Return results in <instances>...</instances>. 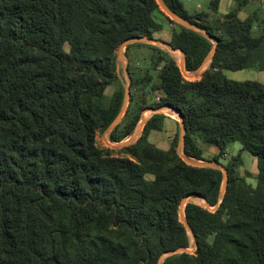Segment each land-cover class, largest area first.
<instances>
[{"label":"trees","instance_id":"obj_1","mask_svg":"<svg viewBox=\"0 0 264 264\" xmlns=\"http://www.w3.org/2000/svg\"><path fill=\"white\" fill-rule=\"evenodd\" d=\"M162 1L217 39L214 45L167 17L174 25L169 44L184 53L186 71L197 70L214 46L215 52L199 79L186 80L168 51L126 45V56L142 46L151 54L143 72L128 63L141 107L121 125L127 109L109 138L130 136L145 108L177 110L185 157L204 160L201 142L217 148V161L230 141L240 143L224 165V195L220 168L184 162L177 135L166 150L148 141L161 130L162 113L121 148L126 156L95 144L96 131L108 128L124 101L122 86L108 103L104 97L119 82L116 50L162 29L156 0H0V264H158L162 254L193 246L179 218L191 193L208 204L184 205L196 249L161 264H264V84L223 73L264 70V8L240 19L237 11L251 0H236L235 10L209 20L207 12L189 14L180 0ZM218 4L210 0V10ZM152 92L159 100L148 105ZM241 151L256 159L255 186L237 170Z\"/></svg>","mask_w":264,"mask_h":264},{"label":"rangeland","instance_id":"obj_2","mask_svg":"<svg viewBox=\"0 0 264 264\" xmlns=\"http://www.w3.org/2000/svg\"><path fill=\"white\" fill-rule=\"evenodd\" d=\"M181 1L184 3L185 8L189 12L195 11L197 4H199L201 6V10H205L209 5V0H181ZM262 4H264V1H262ZM259 6H260L259 3L251 1V2H249V4H247L245 7H243L240 10L238 15L240 17L247 16L248 14L253 12ZM159 7H160L161 12L165 16H167L163 5L159 4ZM235 9H236V5L232 10H235ZM228 11H230V10H228ZM228 11H226L223 7H221V9H219V14H224ZM242 14H244V15H242ZM259 33H260L259 29L253 30V35L257 36V35H259ZM159 46L162 47L163 49H166V47L164 45H159ZM64 49L66 51H68V49H69L68 44H64ZM124 51H125V48L120 49V46L116 50L117 74H118L119 82H113L112 84H110L106 88L105 96H104L105 97V103H108L110 101L113 93L115 92V90L119 89L122 86V88L124 90V94H125L126 88L129 87V91L127 93L126 98H124L123 105H122V106L126 105L125 112L128 109V114H127V117H124V115H125V112H124V114L120 118V121L118 122V124L122 121V119L124 117L123 121L120 123L121 125H123L124 123L125 124L128 123L130 121L131 116L134 113H136L137 110L141 107L140 96L142 94L138 87H133L132 90H130V84L128 83V81L125 77L126 74L124 71L125 64L127 61H126L125 57L121 56L124 54ZM130 51H131V54L133 55L132 59H134L136 62L135 64L133 63L134 65H132V66L141 69V72H143L145 69H147L148 62H149L148 50L147 49L139 50V49L135 48V49H131ZM170 53L174 54L172 52H170ZM180 57H181V54H180ZM180 61H181V58L178 59V57H177V63L179 66H180ZM207 67H208V64L203 70H201L198 74H195V75H194V72H190L189 73L190 76H189L188 80L199 79L200 74ZM224 74L228 79H232V80H236V81L257 80L260 82H264V75L258 69L247 68V69H242V70H237V71L225 70ZM130 96L133 97L132 102H130V100H129ZM158 100L159 99H158L157 93L152 92V93L148 94V96H147V104L148 105L156 104L158 102ZM150 108H153V107H148V108H145L144 110L141 111L140 119H139L138 123L136 124V127H135L133 133L120 142H112L110 140L109 134L112 130L109 132L108 128L98 129L96 131V134H95L96 146H98L100 148L113 149L114 151L112 152V154L115 156H126L127 154L124 153L121 150V148L129 141L135 142L139 138V136L142 134V130H143V126H144L145 122L155 113L154 111L150 110ZM156 109H160L157 113L164 114L165 116L170 118V120H166L163 123L161 130L151 131L148 135V141L151 142L152 144H154L159 149L166 150V149L170 148L171 142L176 135L178 137V143L180 141V117H179L177 112H174L169 108L159 107ZM141 117H143V118L141 119ZM199 144H200L199 145L200 148L202 149V158L204 160H196L195 159V161H198V162H201V161L206 162L207 161V162H209V161L213 160L214 156H217L218 150L216 147L210 146V145H207V144H204L201 142ZM113 146H117V148H113ZM177 147H178V144H177ZM177 147H176V152H177ZM240 150H241V145L239 142L230 141L227 144L225 154L222 155L221 157H219L216 162H218L220 166H224L228 162V160H230L231 157L236 156ZM178 155H180V157L182 159H183V157H185L183 154V150ZM240 156H241V160H240V164H239L237 170H238L240 176L243 178V180L247 184H251L252 186H255L256 185L255 176L257 174L256 159L248 151H241ZM146 177L148 179H152L151 175H147ZM191 194H188V195H190V196L187 195L188 197L187 196L184 197L183 201L194 202V203L199 204L198 203L199 199L196 196H192ZM202 206L207 207L205 204H203ZM179 218H180V216H179ZM189 236L193 242L191 234H189ZM189 249H191V248H189Z\"/></svg>","mask_w":264,"mask_h":264},{"label":"water","instance_id":"obj_3","mask_svg":"<svg viewBox=\"0 0 264 264\" xmlns=\"http://www.w3.org/2000/svg\"><path fill=\"white\" fill-rule=\"evenodd\" d=\"M158 4H161L163 5L164 7V10L166 12V14L173 20L175 21L176 23L180 24V25H183L185 27H188L190 29H193L197 32H200V33H205V31L201 30L200 28L194 26L192 23L178 17L176 14H174L172 11H170L166 5L163 3L162 0H157ZM207 35V34H206ZM210 37V36H209ZM212 38V37H211ZM214 39V38H212ZM155 41L150 39V38H146V37H132V38H129V39H126L125 41L122 42V44L120 45V49L124 48L127 44H130V43H154ZM167 49L170 51V52H174L176 50H178L182 55L183 52L180 50V49H174L171 45L169 44H164ZM215 52V47H213L209 54L207 55V57L204 59V61L202 62V64L199 66V68L197 70H195L194 72V75L197 74L201 69L202 67L204 66V64L211 60L212 57H213V54ZM123 56V55H121ZM184 65V57L182 58L181 60V63H180V69L182 70V67ZM125 71L127 73V79L129 80V76H128V72H127V69L125 68ZM129 91V87L126 88V92L124 94V98H126L127 96V93ZM125 109H126V105L122 106L121 108V111L120 113L118 114V116L114 119V121L108 126V130L109 132L118 124V122L120 121V118L122 117V115L124 114L125 112ZM152 111H154L155 113H157L160 109H155V108H152L151 109ZM176 112L178 113L179 117H180V141L178 143V147H177V153L180 154V152H182L183 150V145H184V135H185V126H184V123H183V120H182V115L179 113V111L176 110ZM143 117H141L142 119ZM144 124V123H143ZM130 143H133L132 141H129L127 142L125 145L127 144H130ZM124 145V146H125ZM113 148H117V146H113ZM183 161L186 162L187 164L189 165H192V166H198V167H210V168H221L220 170L223 172V183H222V188H221V192H220V197H222L224 195V192H225V187H226V183H227V172H226V169L224 166H220L218 162L216 161H209V162H205V161H201V162H198V161H195V159H192V158H187V157H183ZM192 196H196V197H200L202 198L199 194L197 193H192L191 194ZM190 196V195H188ZM187 196V197H188ZM203 199V198H202ZM184 198L182 199V202L180 204V207H179V216H180V221L184 224L185 228L190 232L191 236H192V239H193V247L191 249L189 248H180V249H176V250H171V251H168L167 253L165 254H162L158 260V264H161L163 259L166 257V256H170V255H173V254H177V253H181V252H194L195 249H196V242H195V238H194V235L192 233V230L191 228L189 227L188 223L186 222L185 220V217H184V205L187 203L185 201H183ZM205 201V205L208 207V204L206 202L205 199H203ZM221 199L219 200V202L217 203V207L219 206V203H220Z\"/></svg>","mask_w":264,"mask_h":264},{"label":"crops","instance_id":"obj_4","mask_svg":"<svg viewBox=\"0 0 264 264\" xmlns=\"http://www.w3.org/2000/svg\"><path fill=\"white\" fill-rule=\"evenodd\" d=\"M251 1H253V2H257V3H259L260 4V6L258 7V8H260V7H262V8H264V4H262V1H264V0H261L260 2L259 1H256V0H251ZM251 1H249V2H251ZM180 2L182 3V5H183V8L189 13V14H192V13H195V12H201V11H203V12H207L208 14H209V20H216V19H222L223 17H224V15L225 14H227V13H229L230 11H232V9L235 7V5H236V8H237V1L236 0H219V4H218V8L216 9V10H214V11H212V10H210V8H209V5H208V7L205 9V10H201V6L199 5V4H197L196 5V10L195 11H193V12H189L186 8H185V5H184V3L180 0ZM249 2L247 3V4H249ZM209 3H210V0H209ZM246 4V5H247ZM246 5H244V6H242L238 11H237V15L239 14V12H240V10L243 8V7H245ZM221 7H223L226 11H228V10H230V11H228V12H226V13H224V14H219V9H221ZM258 8H256V9H258ZM255 9V10H256ZM252 13V12H251ZM250 13V14H251ZM250 14H248V15H250ZM242 15H244V14H242ZM247 15V16H248ZM247 16H244V17H240L239 15H238V17L240 18V19H244L245 17H247ZM167 17H169L168 15L167 16H165L164 14H160V13H156L155 14V19L157 20V22L158 23H160L161 25H162V29L160 30V31H157V32H155L154 34H153V38H150V39H152V40H154L155 42L154 43H146V44H151V45H155V46H157V47H159V48H161V49H163L162 47H160L159 45H164V44H169V42H170V39H171V33H172V29L174 28V25L170 22V20L167 18ZM170 18V17H169ZM171 19V18H170ZM172 20V19H171ZM258 30L259 28L257 27V26H255L254 28H253V30ZM204 36H206L207 38H209L211 41H212V43L215 45L216 43H217V39L215 38V37H212V36H210L209 37V35L207 34H204V33H202ZM214 38V39H212V38ZM158 43V44H157ZM131 44V43H130ZM128 45V44H127ZM170 45V44H169ZM165 46V45H164ZM166 47V46H165ZM215 47V46H214ZM125 48V51H124V54H123V56L122 57H125L126 58V64H125V68L127 69V65H128V63L130 62L131 64H135L136 62H135V60L134 59H132V54H131V49H139V50H141V49H147L148 50V55L150 56V54H151V50L148 48V47H146V46H142V47H133V48H131V49H129V51H128V54H129V56H126L125 55V52H126V46L124 47ZM166 49H167V47H166ZM166 49H163V50H166ZM166 51H168L169 53H170V51L167 49ZM173 53V52H172ZM174 53H175V51H174ZM171 54V53H170ZM184 54V53H183ZM171 56L176 60V62H177V56H175L174 54H171ZM184 57V55H182L181 54V60H182V58ZM179 59V58H178ZM210 62H211V60H209V61H207L205 64H204V66L202 67V69L201 70H203L206 66H207V64H208V66H209V64H210ZM180 63H181V61H180ZM178 64V63H177ZM184 66V65H183ZM180 67V66H179ZM125 68H124V71H125ZM208 68V67H207ZM206 68V69H207ZM200 70V71H201ZM242 70V69H241ZM199 71V72H200ZM224 71L225 70H223V73H224ZM232 71V70H231ZM237 71V70H236ZM259 71H261L262 73H263V75H264V70H259ZM127 72H128V70H127ZM193 72H195V71H193ZM198 72V73H199ZM197 73V74H198ZM125 74H126V79H127V73H126V71H125ZM128 76H129V80L127 79V81H128V83L130 84V81H131V79H130V75H129V73H128ZM153 76H155V73H153ZM200 76H201V74H200ZM200 78V77H199ZM155 79V78H154ZM118 80H119V78H118ZM253 81H257V80H253ZM117 82V81H116ZM258 82H260V81H258ZM260 83H262V84H264V82H260ZM107 88V87H106ZM106 90V89H105ZM104 95H105V92H104ZM166 108H169V109H172V108H170V107H166ZM152 108H150V110H151ZM174 110V109H173ZM176 111V110H175ZM166 120H170V118H168L167 116H166V118H165V120H164V122L166 121ZM200 145V144H199Z\"/></svg>","mask_w":264,"mask_h":264},{"label":"bare ground","instance_id":"obj_5","mask_svg":"<svg viewBox=\"0 0 264 264\" xmlns=\"http://www.w3.org/2000/svg\"><path fill=\"white\" fill-rule=\"evenodd\" d=\"M158 44V43H157ZM174 53V52H173ZM180 54L181 53H179V51L178 50H176L175 51V53H174V55L175 56H177L178 58H180ZM172 111H174V112H176L175 110H173V109H171ZM170 111V110H169ZM198 199H199V201H198V203L201 205H203V204H205V201L202 199V198H200V197H197ZM196 202V201H195ZM189 232V231H188ZM189 234H190V232H189Z\"/></svg>","mask_w":264,"mask_h":264},{"label":"built area","instance_id":"obj_6","mask_svg":"<svg viewBox=\"0 0 264 264\" xmlns=\"http://www.w3.org/2000/svg\"><path fill=\"white\" fill-rule=\"evenodd\" d=\"M181 73H182V76H183L186 80L189 79V76H190L189 73H190V71H186V70H185V67H182Z\"/></svg>","mask_w":264,"mask_h":264}]
</instances>
